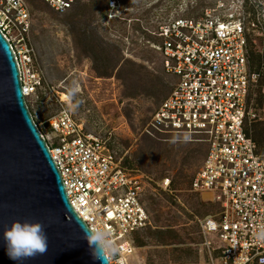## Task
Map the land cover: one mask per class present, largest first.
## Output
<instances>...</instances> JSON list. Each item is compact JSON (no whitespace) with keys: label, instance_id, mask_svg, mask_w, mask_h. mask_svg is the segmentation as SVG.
<instances>
[{"label":"built area","instance_id":"2783aa9c","mask_svg":"<svg viewBox=\"0 0 264 264\" xmlns=\"http://www.w3.org/2000/svg\"><path fill=\"white\" fill-rule=\"evenodd\" d=\"M40 1L62 15L84 0ZM242 14L219 4L197 16L168 20L154 34L153 49L174 81L146 134H188L191 142L206 145L189 185L190 193L214 205L198 221L204 264H264V155L252 137L260 121L256 98L264 66L255 70L250 64L248 37L257 25H246ZM31 24L27 0H0V33L17 64L24 100L44 87ZM66 110L61 106L47 123L35 126L68 202L83 223L112 231L120 254L111 264H133V238L151 226L145 184L171 193L170 180L155 183L127 169L104 139L75 124Z\"/></svg>","mask_w":264,"mask_h":264},{"label":"rangeland","instance_id":"374dc122","mask_svg":"<svg viewBox=\"0 0 264 264\" xmlns=\"http://www.w3.org/2000/svg\"><path fill=\"white\" fill-rule=\"evenodd\" d=\"M27 1L31 44L44 80V87L25 99L34 123L45 124L66 107L61 94L68 96L75 87L80 103L74 112L66 110L73 122L104 139L127 169L155 183L164 178L171 183V193L145 184L143 201L151 226L133 238V264H204L198 221L214 205L190 193L189 185L206 145L182 136L146 134L153 112L174 81L163 72L153 49L154 34L168 20L197 16L205 8L224 4L243 13L245 24L256 23L248 37L249 58L264 66V0H84L62 15L40 0ZM262 93L264 79L257 89V95ZM257 113L261 151L264 105Z\"/></svg>","mask_w":264,"mask_h":264},{"label":"water","instance_id":"95a60500","mask_svg":"<svg viewBox=\"0 0 264 264\" xmlns=\"http://www.w3.org/2000/svg\"><path fill=\"white\" fill-rule=\"evenodd\" d=\"M14 220L40 222L48 240L43 255L23 264H93L84 225L29 113L17 64L0 33V264H14L3 246V232Z\"/></svg>","mask_w":264,"mask_h":264},{"label":"clouds","instance_id":"9594fccd","mask_svg":"<svg viewBox=\"0 0 264 264\" xmlns=\"http://www.w3.org/2000/svg\"><path fill=\"white\" fill-rule=\"evenodd\" d=\"M75 96L76 89L72 87L69 89L66 104L69 112H74L80 103L75 100ZM181 135L185 141L190 138L188 134ZM176 139L174 137L172 142L175 143ZM83 225L82 238L87 242L93 264H111L112 260L119 257L120 248L111 230L104 227H90L86 223ZM3 240L6 255L14 264H23L25 260L34 258L37 254L43 255L48 248L44 226L40 222L14 220L10 227L5 228Z\"/></svg>","mask_w":264,"mask_h":264},{"label":"trees","instance_id":"16d2710c","mask_svg":"<svg viewBox=\"0 0 264 264\" xmlns=\"http://www.w3.org/2000/svg\"><path fill=\"white\" fill-rule=\"evenodd\" d=\"M256 59L254 58V60L252 61V60H250V64H251V66H252V68L253 69H255V70H259V67H260V62L258 63V62H254ZM263 77V76H262ZM262 77H260V79H259V83H261L262 82V80L264 79V78H262ZM258 86H259V84H258ZM263 94V95H262ZM262 94H258L257 95V98H256V103H257V105H258V107H261L262 108V105H264L263 104V102H264V93H262ZM262 124V123H261ZM257 126H258V123H255L254 124V126H253V132H252V137H253V139H254V141H255V143L257 144V147H258V153L260 154V155H264V154H262L263 152H264V150H259V148H260V144H261V141H260V134L258 133V131L256 130L255 131V128H257ZM262 152V153H261Z\"/></svg>","mask_w":264,"mask_h":264},{"label":"bare ground","instance_id":"6f19581e","mask_svg":"<svg viewBox=\"0 0 264 264\" xmlns=\"http://www.w3.org/2000/svg\"><path fill=\"white\" fill-rule=\"evenodd\" d=\"M61 99L68 101V96L65 94H61Z\"/></svg>","mask_w":264,"mask_h":264}]
</instances>
